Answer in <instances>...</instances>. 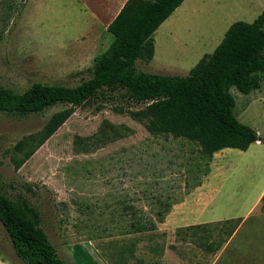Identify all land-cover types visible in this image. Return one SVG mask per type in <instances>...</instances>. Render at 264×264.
Masks as SVG:
<instances>
[{"label": "rangeland", "instance_id": "rangeland-1", "mask_svg": "<svg viewBox=\"0 0 264 264\" xmlns=\"http://www.w3.org/2000/svg\"><path fill=\"white\" fill-rule=\"evenodd\" d=\"M82 4L0 0V86L22 92L33 83L75 86L89 79L94 59L112 42L106 28L114 15L96 14L94 21ZM263 10L264 0H184L153 34V58L137 60L135 67L186 76L215 50L231 24L251 23ZM230 92L239 122L264 129V103L246 107L253 92ZM143 107L116 95L75 108L17 170L13 147L64 107L26 118L0 113L1 192L11 199L20 195L36 208L64 264H225V241L235 219L245 216L264 184V153L228 149L225 160L234 166L221 173L215 164L211 174L213 158H202L195 143L151 135L129 114ZM251 160L263 164L251 166ZM207 181L213 189L197 190ZM259 207L241 227L237 243L251 230L264 233ZM176 216L198 226L178 229ZM135 223L143 227L136 230ZM0 260L24 264L1 224Z\"/></svg>", "mask_w": 264, "mask_h": 264}, {"label": "trees", "instance_id": "trees-1", "mask_svg": "<svg viewBox=\"0 0 264 264\" xmlns=\"http://www.w3.org/2000/svg\"><path fill=\"white\" fill-rule=\"evenodd\" d=\"M184 0H126L106 30L108 49L94 59L92 75L75 86L33 83L22 92L0 86V113L17 118L51 115L44 128L23 137L13 147L11 161L19 169L74 113V109L119 95L151 135H169L195 143L202 158L229 148L246 151L257 141L255 130L234 114L232 88L243 95L264 83V10L251 22H235L211 54L204 55L188 75L139 72L137 60L154 56L153 34ZM260 210L264 212V196ZM157 216L163 222V214ZM0 224L15 255L24 264H64L40 226V216L28 200L0 190ZM140 230L142 224H133ZM139 226V227H138ZM197 226H190L193 228Z\"/></svg>", "mask_w": 264, "mask_h": 264}, {"label": "crops", "instance_id": "crops-1", "mask_svg": "<svg viewBox=\"0 0 264 264\" xmlns=\"http://www.w3.org/2000/svg\"><path fill=\"white\" fill-rule=\"evenodd\" d=\"M82 11L87 12L88 14L93 17L94 21H98L96 14L100 15H114L109 23L114 19V17L118 14L122 6L124 5L126 0H82ZM184 3V1H183ZM108 23V24H109ZM107 24V26H108ZM252 97L250 98V102L247 103V106L253 105V104H263L264 103V86H261V88L253 93H251ZM239 121V120H238ZM257 132V134L264 139V129L259 128H253ZM229 148L223 149L219 151L218 153H215L213 155V161L210 164L211 168V174L215 170L216 166L215 164H220L221 173L225 171L226 168L234 166L230 160H225L228 156H226V150ZM236 150V149H235ZM239 151V150H238ZM256 151H262L264 153V144L260 141H257L249 146V148L246 151H241L243 153L252 154ZM221 157V160L219 162H216L215 158ZM211 158V159H212ZM261 160H251L250 165L257 166L262 165ZM210 178V177H209ZM214 187V183H209L208 181L205 182L201 187H199L197 190H211ZM217 195V191L213 194H206L205 200H211ZM264 196V184L263 186L258 190L256 193L253 202L251 203V207L247 211L244 217L235 219L238 220V224L236 228L229 234L227 240L225 241V264H264V233H259L257 235V231L251 230L248 233H243L241 240L238 241V243L235 241L236 236L239 234L241 227L243 224L250 218L251 214L257 210V207L261 205V199ZM204 199V198H203ZM186 204V203H185ZM182 206V205H181ZM175 208H178L175 206ZM260 209V207H259ZM191 210V209H190ZM261 211V210H260ZM258 217L261 218V216L264 215V212L261 211L260 214H256ZM192 218V215H187L186 219L189 220ZM182 221L180 216L175 217V224L176 228H186L190 226H198V225H189V224H182ZM211 223V222H204L203 224ZM257 239V240H252ZM256 244V247H253V245ZM228 250V251H227ZM0 264H4L0 260ZM181 264V263H178Z\"/></svg>", "mask_w": 264, "mask_h": 264}]
</instances>
